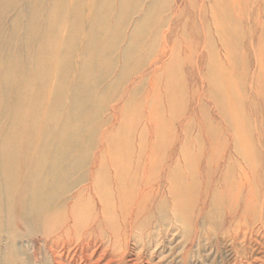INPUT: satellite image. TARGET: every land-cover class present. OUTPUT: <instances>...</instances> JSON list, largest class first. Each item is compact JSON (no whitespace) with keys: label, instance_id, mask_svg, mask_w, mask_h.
<instances>
[{"label":"rangeland","instance_id":"rangeland-1","mask_svg":"<svg viewBox=\"0 0 264 264\" xmlns=\"http://www.w3.org/2000/svg\"><path fill=\"white\" fill-rule=\"evenodd\" d=\"M41 1L38 6L36 0H0L1 62L4 55L8 54L7 58L17 50L27 57V39L32 37L35 48L37 39L45 37L46 22L53 26L59 20L53 10L55 0ZM79 1L69 0V10ZM82 1L84 6L75 23L78 30L92 32L93 11L100 4L94 39L108 31L110 20L108 36H114L121 47L112 51L107 77L99 83L96 97L103 96L101 103L86 109L89 118L83 114L76 117L82 124L81 132L70 134L69 146L59 151L80 158L68 179L72 184L87 170L83 162L87 155L107 151L116 160L128 159L123 169L127 171L124 199L114 187V171L106 160L108 178L102 186L107 188L109 199L105 212L86 196L78 201L73 221L65 216L48 230L34 220L29 207L22 224L10 190L7 162L14 152L21 153L23 140H16L15 151L9 154L0 147V264H264V232L260 246L250 233L239 239L235 249L230 241L232 235L242 233L240 226L255 227V209L246 219H234L221 234L209 235L207 224L196 230V217L186 214L196 206L191 195L180 202L174 197L180 189H188V184L194 191L224 188L222 174L226 173L228 183L239 185L237 157L250 143L253 166L248 170L252 182L248 184L258 194L256 202L262 199L264 56L261 60L260 49L264 52V0H221L220 9L215 8L219 28L213 20L215 0H187L189 6L176 11L173 0H129L126 11L120 7L122 0ZM152 3L154 9L150 10ZM33 19L35 28L31 27ZM76 19L72 14V20ZM140 19L146 21L136 33L135 23ZM129 39L137 43L130 61L123 64L119 55L130 45ZM72 42L78 50L82 48L79 38ZM67 51L71 55L72 50L67 47ZM70 59L67 65L73 72L65 78L66 83L77 84L74 72L79 59ZM52 62L44 63V83L50 81ZM212 63L218 65L215 73L219 81L211 78L215 73L208 72ZM103 65L99 61L95 65L99 79L106 75L101 72ZM67 95L77 98L79 93L71 89ZM10 120L0 112V138ZM104 141L111 145L102 149ZM174 202L181 210L174 208ZM242 246L255 252L247 254Z\"/></svg>","mask_w":264,"mask_h":264},{"label":"bare ground","instance_id":"bare-ground-1","mask_svg":"<svg viewBox=\"0 0 264 264\" xmlns=\"http://www.w3.org/2000/svg\"><path fill=\"white\" fill-rule=\"evenodd\" d=\"M128 1L122 0L120 2V7L124 8V11H126ZM36 2L38 6L42 3L41 0H36ZM173 3H175L174 11L185 4L187 6L190 4L187 0H173ZM106 4L110 3L106 2ZM220 4H222L221 0H215L212 5V8L214 7L213 20L217 28L221 26L220 19L215 14V8L220 9ZM154 5L152 3L148 9L153 10ZM82 6H84L83 1L80 0L70 11L69 0H55L53 10L59 15V20L53 26L52 22H46V34L45 37L37 39L38 46L35 48L31 46V37L27 39L29 40L28 47L25 50L27 57L22 53L23 51L17 50L16 54L10 52L7 58L5 56L8 54L4 55L3 62L0 60V112L3 111L11 119L5 127L6 133L0 138V147L5 148V151L9 154L12 150L15 151L14 145H16V140L19 138L23 140L24 145L21 153L12 152L13 154H11L15 156L10 157L7 162L10 190L17 202V214L20 223L23 224L25 222L24 220L26 215L28 216L29 214L30 207L33 210L34 220L48 230L57 227L59 220L65 216L73 221L76 213L78 214V201L81 198H86V196H89V199H93L98 207L101 206V212L106 211L105 202L109 199V194L107 193V188L102 186L103 181L105 182L108 178V174L104 172L106 160L113 168V184L114 187H118V194L122 200L125 194L123 181L127 171L123 169H126L128 159L116 160L107 151L104 153L99 151L93 157L87 155L83 161L87 170L78 183L72 184L68 183V179L72 178V174L75 172L80 158L74 154L59 151L65 145L69 146L68 139L71 135L77 132L80 134L82 124L81 122H77L76 117L80 114L86 117L85 112L87 108H93L101 103L103 96L101 99H97L96 97L101 88L99 83L107 77V70L111 63V54H113L112 51L117 46L121 47V43H117V40H114V36H108L112 25V21L110 20L108 31L99 37V39H94L96 37L95 30H97L98 22L100 21V4L98 5V9L93 11L92 32L82 34V31L78 30V25L75 23L79 21ZM238 7L240 8V6ZM92 8H94V5ZM236 9V6H234V11ZM74 13L78 17L76 20H72V14ZM109 13L112 12L109 10ZM95 15L97 16V20ZM146 19L136 21V33L143 28ZM165 23L166 20H164L163 24L165 25ZM33 26L34 28L37 26V22L34 19L31 24V27ZM31 34L30 32V36ZM32 36L36 37L33 34ZM77 38H79L80 44L82 43L80 50L72 42V40ZM104 40L103 46L101 43ZM89 41H93V43L95 41L94 46H89ZM227 42L228 40L224 41V43ZM135 43H137V40L131 39L130 45L122 48L119 56L123 64H127L130 61ZM67 47L72 50L70 51L71 55L77 58L75 61L79 59V65L75 70L77 72H74L78 76L77 84L66 83L65 78L73 72L70 66L68 67L67 65L69 59L72 57L69 51H67ZM73 49H77L78 51ZM260 52V56L262 55L260 59L262 60L264 52L262 49H260ZM188 54L189 52H187V56ZM31 56H34V59L30 58ZM50 59L53 61V72L50 81L44 83L42 73L47 68V65L44 63ZM98 61L104 63L101 72L106 73V75L101 77L102 79H99V76H97L99 74L95 69ZM208 70L210 74L215 73V70H218V65L212 63ZM211 78L214 81H219L220 79L217 73L211 75ZM67 86L71 87V89H77L79 96L77 98L72 96L73 99L68 97L67 90L71 91V89ZM222 93L226 92L222 91ZM129 97L126 105L130 101ZM107 100L103 101L102 104L107 103ZM112 108L114 109V107ZM77 111L80 113H77ZM106 144L107 142L105 141L102 143V149L104 145L107 147L111 145V143ZM245 148L248 149L245 150L244 154L237 157V163H239L237 175L240 179L239 185L228 183V173H226L225 175L222 174L224 176V188L213 187L209 190L204 189L202 191L199 189L194 191V189L190 188L191 185L188 184L186 186L188 189L179 188L181 192L178 191L174 195L176 202H180L183 198L191 195L190 198H193L192 202H195L194 205L196 206L188 209L186 214L196 217L193 222L196 230L207 224L209 235L210 232L221 234V232H224L222 229H225V226L233 222L234 219L237 217L246 219V217L250 216L249 211L255 209L258 216L257 222L255 221L256 225L254 223L255 227L253 229L247 226L239 227L242 233H236L230 239L234 249L236 245H240L239 239L244 238L249 233L258 238L255 239V243L260 246L259 238L262 237V233L264 232V191L260 195L261 201L256 202L258 194L256 195L254 187L248 184V182H251L249 181L251 180L250 176L247 177L249 175L248 170L252 169L253 166L250 163L253 160V155L249 152L252 148L251 144L247 143ZM257 172L260 173L259 170H256V174ZM84 183H86L85 187L82 188L81 185ZM176 202L173 205L177 210L180 207ZM175 218H179V216L175 214ZM28 221L31 222V220ZM242 245H244V242ZM242 247L246 250L247 254L255 252L253 248ZM242 254H244V251Z\"/></svg>","mask_w":264,"mask_h":264}]
</instances>
